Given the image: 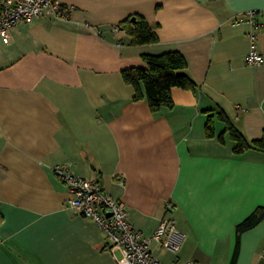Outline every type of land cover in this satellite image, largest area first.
<instances>
[{
	"label": "crops",
	"instance_id": "crops-1",
	"mask_svg": "<svg viewBox=\"0 0 264 264\" xmlns=\"http://www.w3.org/2000/svg\"><path fill=\"white\" fill-rule=\"evenodd\" d=\"M57 2L66 18L0 37V264H118L107 233L69 208L56 165L99 182L143 238L171 219L179 249L150 241L159 262L231 264L236 226L264 207V152L237 154L228 130L262 137L264 30L263 62L247 66L252 27L235 21L264 24V0ZM131 16L157 41L131 45L119 26ZM169 51L195 89L173 88L171 107L151 112L122 72ZM235 264H264V219L240 235Z\"/></svg>",
	"mask_w": 264,
	"mask_h": 264
},
{
	"label": "built area",
	"instance_id": "built-area-1",
	"mask_svg": "<svg viewBox=\"0 0 264 264\" xmlns=\"http://www.w3.org/2000/svg\"><path fill=\"white\" fill-rule=\"evenodd\" d=\"M68 12L69 10L60 8L57 0H0V37L7 44L9 31L14 26L29 23L45 13L66 18ZM238 21H244L252 27L249 34L251 47L245 56V64L261 65L263 57L255 41L260 31L264 30V24L256 19L253 12L247 13L235 23ZM53 170L68 187L71 195L69 208L91 219L99 229L107 233L111 241V251L121 252V257L116 259L118 264H165L156 260L148 250L150 241L173 252L179 249L180 236L176 234L171 219H162L153 235L148 239L143 238L129 221L121 203L106 193L99 182L75 176L66 166L56 165ZM182 264L199 263L188 261Z\"/></svg>",
	"mask_w": 264,
	"mask_h": 264
},
{
	"label": "trees",
	"instance_id": "trees-1",
	"mask_svg": "<svg viewBox=\"0 0 264 264\" xmlns=\"http://www.w3.org/2000/svg\"><path fill=\"white\" fill-rule=\"evenodd\" d=\"M255 17L257 13H254ZM132 19H134L132 21ZM257 19V17H256ZM119 26L130 36L131 45H146L157 41L153 29L143 17L131 16L120 22ZM146 69L130 68L122 72L126 84L134 89L133 101L145 100L151 112H158L163 107H171V91L173 88L194 90L195 83L184 72L186 63L177 51H169L159 55H143ZM220 115H222L220 113ZM224 118V116L222 115ZM211 129L207 123V132ZM231 138L234 140V151L241 154L250 149L264 152V131L262 137L248 142L234 126H229ZM264 219V207L257 208L247 219L236 226L237 248L231 264H235L238 255L240 235L259 224Z\"/></svg>",
	"mask_w": 264,
	"mask_h": 264
},
{
	"label": "water",
	"instance_id": "water-1",
	"mask_svg": "<svg viewBox=\"0 0 264 264\" xmlns=\"http://www.w3.org/2000/svg\"><path fill=\"white\" fill-rule=\"evenodd\" d=\"M134 19H132V21H133Z\"/></svg>",
	"mask_w": 264,
	"mask_h": 264
}]
</instances>
